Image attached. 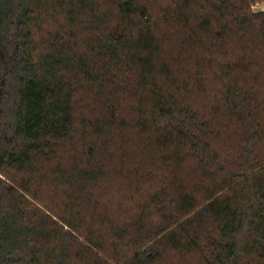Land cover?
<instances>
[{
  "label": "trees",
  "instance_id": "16d2710c",
  "mask_svg": "<svg viewBox=\"0 0 264 264\" xmlns=\"http://www.w3.org/2000/svg\"><path fill=\"white\" fill-rule=\"evenodd\" d=\"M166 1L0 0V264H264V0Z\"/></svg>",
  "mask_w": 264,
  "mask_h": 264
},
{
  "label": "rangeland",
  "instance_id": "374dc122",
  "mask_svg": "<svg viewBox=\"0 0 264 264\" xmlns=\"http://www.w3.org/2000/svg\"><path fill=\"white\" fill-rule=\"evenodd\" d=\"M168 1V0H167ZM167 1H166V3H167ZM163 2H164V0H163ZM165 3V2H164ZM252 12L253 13H259V12H264V1H259V2H256L253 6H252ZM257 92L260 94V96H261V98H263L264 99V74H263V76H262V78H261V80H260V83H259V87H258V90H257ZM203 102H201V104L200 103H196V106L199 108V107H202V104ZM204 109H206V110H209V109H207V107L205 106V108ZM135 155V157H136V159L138 160V161H140V162H142L143 164H146L147 163V159H145V157L143 156V157H141L140 155H138V154H134ZM55 162V161H54ZM44 166H42V167H44L45 169H48V170H51V166L53 165H55V164H48V163H45V164H43ZM144 167V166H143ZM44 170V169H43ZM190 171H192V168H191V166H190V164L189 163H187L186 164V166L182 169V172H183V177L188 173V172H190ZM156 172H158V171H156ZM162 171H160V173H161ZM157 174V173H156ZM157 176V175H156ZM158 177V176H157ZM164 181V179L163 178H160V176H159V179H158V183L157 184H159V185H161L162 184V182ZM166 186H168V187H172V184H170V182H168L167 184H166ZM125 190V189H124ZM116 192H119V190H118V187H116L115 186V189H114V193H116ZM121 193V192H120ZM123 194H124V192H123ZM29 201L31 202V203H33L34 205H37L41 210H45L43 207H41L39 204H37L35 201H33L32 199H30L29 198ZM160 264H202L201 262H200V260H199V258H197V257H195V256H190V257H181V256H176V255H173V254H170V255H168L165 259H164V261L162 262V263H160Z\"/></svg>",
  "mask_w": 264,
  "mask_h": 264
}]
</instances>
